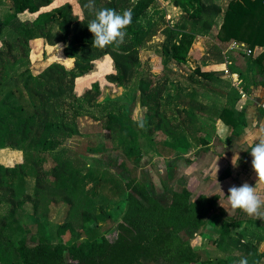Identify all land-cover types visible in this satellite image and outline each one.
<instances>
[{
  "label": "trees",
  "instance_id": "1",
  "mask_svg": "<svg viewBox=\"0 0 264 264\" xmlns=\"http://www.w3.org/2000/svg\"><path fill=\"white\" fill-rule=\"evenodd\" d=\"M77 1L82 18L74 14L71 4L43 12L52 0H0V9H7L0 10V150L23 154L21 163L0 164V264H68L66 253L78 264H150L160 260L196 264L199 256L189 240L215 213L219 196L201 195L192 201V193L184 189L172 192L165 206L145 183L131 178L124 161L117 163L124 173L121 177L103 171L104 164L93 158H72L59 148L80 136L77 119L93 107L100 113L94 118L102 122L110 140L111 148L104 153L120 150L135 164L144 157L142 139L161 158L194 148L208 151L216 134L202 118L213 123L222 121L232 136H238L247 125L246 108L239 91L224 76L223 51L230 42L264 48V0H229L226 8L214 0H173L182 13V22L172 28L166 26L161 42L154 41V26L144 23L161 0H95L96 10L111 8L120 14L132 11L124 43L103 49L92 46L93 34L87 25L94 14L84 7L88 0ZM25 13L37 16L22 20L20 16ZM220 17L219 44L208 52V59L215 65L208 70L189 68L194 43L198 37L211 34ZM55 26L58 32H54ZM7 29L12 39L3 38ZM37 44L61 45L63 57L72 64L55 61L34 74L31 56ZM142 51L160 58V72L143 68ZM105 57L110 58L114 70L108 81L133 93L131 102L139 107L140 120L134 119L130 102L111 107L99 104L98 82L80 98L74 93L76 79L92 72L95 62ZM252 64L264 76V51L253 57ZM229 69L236 72L232 65ZM199 92L222 103L205 104L198 100ZM141 121L144 127L139 126ZM159 134L167 138L157 140ZM110 159L107 165L115 166ZM231 176L227 169L221 180ZM29 178L34 179L32 195L27 192ZM96 191L105 200L126 195L125 213L116 228H100L104 218L96 215L91 196ZM29 203L37 220V231L30 239L31 230L22 224ZM60 204L68 206V216L54 231L40 220L49 216L50 207ZM90 224L93 227L89 228ZM241 225L240 221L223 224L215 241L224 254L218 264H239L242 259L248 264H261L262 238H249L243 233L235 237L230 228ZM77 228L88 231V236L61 241ZM245 239L247 243H243Z\"/></svg>",
  "mask_w": 264,
  "mask_h": 264
},
{
  "label": "rangeland",
  "instance_id": "2",
  "mask_svg": "<svg viewBox=\"0 0 264 264\" xmlns=\"http://www.w3.org/2000/svg\"><path fill=\"white\" fill-rule=\"evenodd\" d=\"M222 8H226L229 0H214ZM65 4H71L73 12L76 16L82 18V12L77 0H52V5L48 8H44L42 11H52ZM157 7H154L149 17L144 20L146 26L152 24L157 31V36L154 38L155 42H161L163 40V29L167 27H174L182 22V13L175 7L173 0H161L158 2ZM6 11L7 9H0ZM36 15L25 13L20 16L22 20H34ZM222 24V18H218L215 27L211 34L207 36H200L194 43L188 58V67L196 69L197 67L203 70H208L209 67H213L215 62L208 59V52L215 44L218 43L217 33L220 31ZM54 32H58V28L55 26ZM11 30H5L3 38L12 39L10 37ZM229 44L226 45L224 50V56L229 58L231 56L233 60L232 65L238 68L240 73V80L242 85L240 86L245 92L246 98L241 97L242 106L246 108L247 125L238 136L230 135L220 141L219 137L214 138L211 142V146L208 151L200 150L197 148L189 149V151H183V153H176L168 158H161L153 151V147L148 145L146 140H141L140 144L144 150V157L140 163L135 164L126 159L120 150L110 151L104 153L105 149L111 148L108 135L104 133L102 122L97 121L94 116H99L98 108L93 107L83 113L77 119V126L80 130V136L66 142L59 150L65 155L72 158H77V155L88 156L93 158L98 164H104L101 168L106 170L110 174H118L124 177L123 170L117 166V163H126L127 169L131 172V178H136L137 181L145 183L154 196L162 205L168 206L172 199V192H181L184 189L190 190L192 193L191 200H196L201 195L207 197L219 196L221 203L227 206V197L220 195V186L223 188L225 194L232 185L239 186L244 182L249 184H255L256 174L252 169L249 152L242 151L247 144L256 139L258 133L264 129V113L261 111L260 105L264 103V76L258 74L255 70L252 61L253 57L247 56L240 51L229 50ZM243 43V42H241ZM219 44V43H218ZM247 45L246 43H243ZM60 46V47H59ZM56 47H48L44 44L33 45L32 52V64L31 69L34 74H40L43 72L52 62H61L70 66L72 61L65 59L62 55L63 47L61 45ZM1 47V42H0ZM226 54V55H225ZM141 60L143 68L146 70L151 69L154 72H160L162 70V63L160 58L152 52H141ZM113 63L109 57H105L95 62V69L76 79L74 93L80 98L84 93L92 88V85L96 82L100 84L101 96L99 97V104L106 107L119 104L131 103V112L134 119L140 120L141 113L136 103L131 102L133 93L127 91L121 87H117L108 81V76L113 74ZM188 74V71H184V74ZM173 93L175 90H171ZM199 101L208 105H213L214 102L222 103L210 97L207 94L199 92L197 96ZM111 104V106H109ZM261 109V110H260ZM264 111V110H263ZM202 121H206V125L215 133V122L202 118ZM210 123V124H208ZM217 123V122H216ZM163 134L157 136V140L166 139ZM231 138L230 141H227ZM210 142V143H211ZM92 149V151H90ZM107 152V151H106ZM234 152H239L240 160L238 161V167L233 168L231 159ZM22 152L13 151L10 149L0 150V164L5 166H14L15 164L22 162ZM110 157L116 162L115 166H108ZM220 171L215 178V169L213 166L214 161L218 160ZM230 169L232 177L221 180L223 173ZM109 174V173H108ZM189 175V176H188ZM172 184V185H171ZM174 184V185H173ZM153 185V189H152ZM92 185L89 186L91 188ZM88 188V189H89ZM34 189V179L29 178L27 184V192L32 195ZM96 203V215L102 216L104 222L100 223V228L103 231L116 228L118 221L123 217L126 209V195L119 198L105 200L103 195L96 191L91 195ZM216 209L215 213L210 216L208 223L198 231L189 242L192 248L199 256L196 264H218L219 260L224 257L221 249L218 248L215 241L218 234L221 232L222 226L225 222L233 224L236 221H240L242 225L240 227L232 226L231 232L235 237H238L240 233L247 235L249 238H262V243L259 248V252H264V220H257L255 217L246 215L241 210H235L230 215L223 207L220 206ZM224 211L225 215H221ZM6 212V209H3ZM25 218L22 222L25 228L31 230V234L28 235V239L35 235L37 231V220L32 215V204L29 203L25 207ZM68 216V206L60 204L50 207L49 216L40 220L41 224L47 223L54 231L59 225H62L65 218ZM217 216V217H216ZM216 217L215 220H212ZM94 224H90L93 227ZM88 231H82L79 228L75 233H67L62 242L75 241L76 236L84 239L88 236ZM20 235V234H19ZM185 236L184 233L181 234ZM20 236L15 238L16 243ZM186 238V237H184ZM59 239H56L58 242ZM243 243H247L245 239ZM65 260L68 264H78V262L69 259L68 254L65 255ZM150 264H172L165 261L152 262ZM264 264V258L261 262Z\"/></svg>",
  "mask_w": 264,
  "mask_h": 264
},
{
  "label": "clouds",
  "instance_id": "3",
  "mask_svg": "<svg viewBox=\"0 0 264 264\" xmlns=\"http://www.w3.org/2000/svg\"><path fill=\"white\" fill-rule=\"evenodd\" d=\"M84 7L94 14V19H91L87 25L89 31L93 34L92 46L103 49L110 45L119 47L124 43L127 35L125 29L132 23L131 10H125L122 14L111 8L96 10L95 0H88ZM139 126L144 127V122L141 121ZM242 151L249 152L252 157V169L256 174L255 184L244 182L239 186L232 185L228 188L227 194L220 186V195L227 197V206L221 203L220 197H217L220 206L229 215L235 210H241L250 217L264 220V129ZM239 160V152H234L231 159L233 168L238 167ZM218 161L219 159L213 163L215 178L220 171ZM239 264H248V261L242 259Z\"/></svg>",
  "mask_w": 264,
  "mask_h": 264
},
{
  "label": "built area",
  "instance_id": "4",
  "mask_svg": "<svg viewBox=\"0 0 264 264\" xmlns=\"http://www.w3.org/2000/svg\"><path fill=\"white\" fill-rule=\"evenodd\" d=\"M231 51H240L244 53L247 56H255L259 55L264 51L263 47H255L254 49L249 47L248 45H245L241 42H233L228 48ZM226 53V52H224ZM227 54V53H226ZM225 54V55H226ZM225 71H224V76L225 78L232 83V85L239 91L241 97L244 99L246 98L245 92L243 89L240 87L242 85V82L240 80V76L237 73H233L230 71L229 67L232 65V61L226 57L225 59ZM260 108L264 110V103L260 105Z\"/></svg>",
  "mask_w": 264,
  "mask_h": 264
},
{
  "label": "crops",
  "instance_id": "5",
  "mask_svg": "<svg viewBox=\"0 0 264 264\" xmlns=\"http://www.w3.org/2000/svg\"><path fill=\"white\" fill-rule=\"evenodd\" d=\"M63 6V5H62ZM61 7V6H60ZM223 53H224V51H223ZM260 55V54H259ZM258 56V55H257ZM257 56H255V57H257ZM232 58V57H231ZM231 60H233V59H231ZM232 63H233V61H232ZM233 68H235V70H236V72L235 73H237V74H239L240 75V73H239V71H238V68L237 67H235V66H233L232 65V69ZM233 71V70H232ZM202 102V101H201ZM204 103V102H203ZM261 110V109H260ZM263 113H264V111L263 110H261ZM208 124H210V123H208ZM215 124V127H214V129H215V134H216V136H215V138L217 137H219V139H220V141H222L224 138H226L227 136H228V133H229V131H230V129H229V127H227L222 121H217V123H214ZM210 129V128H209ZM230 135H231V133H230ZM211 144H212V142L210 143V145H209V147L211 146ZM189 176V175H188ZM232 177V176H231ZM172 185V184H171ZM174 185V184H173ZM190 191V190H189Z\"/></svg>",
  "mask_w": 264,
  "mask_h": 264
}]
</instances>
